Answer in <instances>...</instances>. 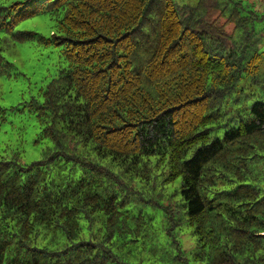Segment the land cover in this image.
<instances>
[{"label": "trees", "instance_id": "16d2710c", "mask_svg": "<svg viewBox=\"0 0 264 264\" xmlns=\"http://www.w3.org/2000/svg\"><path fill=\"white\" fill-rule=\"evenodd\" d=\"M33 41L63 65L20 107L40 157L0 155V264H264V100L241 86L264 92V11L0 0V76Z\"/></svg>", "mask_w": 264, "mask_h": 264}, {"label": "rangeland", "instance_id": "374dc122", "mask_svg": "<svg viewBox=\"0 0 264 264\" xmlns=\"http://www.w3.org/2000/svg\"><path fill=\"white\" fill-rule=\"evenodd\" d=\"M195 3L196 0H185ZM253 2L256 8L264 11V0H244ZM261 25V24H260ZM260 25L257 26L259 29ZM20 30H33L38 34L48 36L54 30L53 20L47 16H38L23 21L17 26ZM2 38V36H1ZM5 50L6 55L14 64L10 77L0 76V155L9 156L19 152L21 161L30 163L40 157L47 140L37 144L35 140L40 133V126L34 114L21 110L22 102L33 94L38 86L46 84L55 76L60 65H63L58 49L43 46L36 41L15 43L10 42ZM263 60L261 74L264 75V43L262 45ZM247 93L254 94L250 102L256 99L264 100V92L258 86L242 82ZM3 112H2V111ZM223 130L219 132L222 134ZM186 230L181 241L194 244V238Z\"/></svg>", "mask_w": 264, "mask_h": 264}]
</instances>
